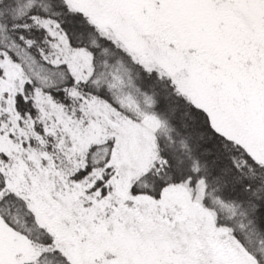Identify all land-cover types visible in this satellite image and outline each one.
I'll return each instance as SVG.
<instances>
[{"label":"snow or ice","instance_id":"obj_1","mask_svg":"<svg viewBox=\"0 0 264 264\" xmlns=\"http://www.w3.org/2000/svg\"><path fill=\"white\" fill-rule=\"evenodd\" d=\"M0 264H264V0H0Z\"/></svg>","mask_w":264,"mask_h":264}]
</instances>
